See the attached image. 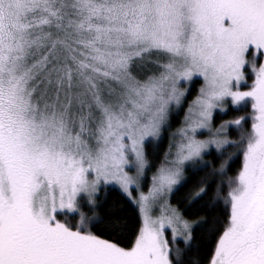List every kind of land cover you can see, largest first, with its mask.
<instances>
[{"label": "snow or ice", "instance_id": "snow-or-ice-1", "mask_svg": "<svg viewBox=\"0 0 264 264\" xmlns=\"http://www.w3.org/2000/svg\"><path fill=\"white\" fill-rule=\"evenodd\" d=\"M0 264H264V0H0Z\"/></svg>", "mask_w": 264, "mask_h": 264}, {"label": "trees", "instance_id": "trees-1", "mask_svg": "<svg viewBox=\"0 0 264 264\" xmlns=\"http://www.w3.org/2000/svg\"><path fill=\"white\" fill-rule=\"evenodd\" d=\"M198 83H193L191 86V89L188 93V97L187 100L191 101L192 99H194L195 95L198 92ZM187 107V102H185V106L184 108H182L179 112L174 113L172 118H171V130L166 128L163 133L162 136L160 138V140L158 141V143H153L149 146L146 147V152H147V156L149 159V163H150V168H154L157 164H159L164 156V153L167 151L169 144H170V140L172 137V133L176 130V128H178L180 126V123L184 117V110ZM237 113H240L239 110H231L226 114H220L217 113L215 114L214 117V125L218 126L220 124L221 121L224 120H228L233 118ZM206 161L210 162L213 166H215V164L217 163L216 159H215V153H213V156L211 157H205ZM210 171V169H205L204 172H201L200 175H205ZM194 178L190 177V183L188 186L180 189L179 191H176L171 199V203L176 206L177 208H179L181 210V212L184 211V204H183V198L185 193L189 190V188L191 187V181ZM101 195H104V193H101ZM107 200L109 203H111L113 200H119V196L118 193L115 191L109 192L107 195ZM125 211L128 215V219H129V227L131 229H135V227L137 226V215H136V209L131 205V204H126L125 205ZM181 247H183V245H181ZM197 249H201L200 252H197ZM206 253V250L202 248L201 244H197L196 248L193 249L192 253H191V258L193 260V262H195L199 257H202L204 254Z\"/></svg>", "mask_w": 264, "mask_h": 264}, {"label": "rangeland", "instance_id": "rangeland-1", "mask_svg": "<svg viewBox=\"0 0 264 264\" xmlns=\"http://www.w3.org/2000/svg\"><path fill=\"white\" fill-rule=\"evenodd\" d=\"M231 110H239V111H240V113H237L233 118L237 117L238 115H247L248 111H250V109H247V108H245V107L237 108L236 106L231 105V103L229 102V103L227 104L225 110L221 111V110L217 109V110L214 112V114H213V124H214V117H215V114H217V113H220V114H226V113H228V112L231 111ZM233 118H231V119H233ZM228 120H230V119H228ZM224 121H225V120H224ZM221 122H222V121H221ZM221 122H220V123H221ZM245 127H248V125H245ZM226 134H227L230 138H235V137H236V132H235L233 129H231V128L228 130V132H227ZM159 140H160V139H159ZM172 142H173V140H172V138H171L170 143H172ZM168 149H169V147H168ZM168 149H167V151H168ZM163 159H164V156H163V158H162V160H161L160 163L163 162ZM160 163H159V164H160ZM159 164H157L154 168H149V170L146 172V175H145V178H144V187H145V189H146L147 186H148V183H149V180H150V176H151V174L155 171V168H156L157 166H159ZM173 195H174V194H173ZM173 195L171 196V199H172ZM171 199H170V203H171ZM171 204H172V203H171ZM172 205H173V204H172ZM180 246H181V245H180Z\"/></svg>", "mask_w": 264, "mask_h": 264}]
</instances>
